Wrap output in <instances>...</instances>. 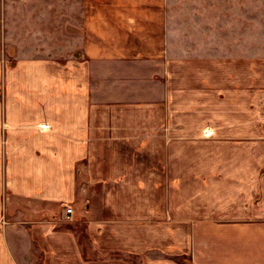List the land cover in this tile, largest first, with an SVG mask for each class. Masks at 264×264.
Segmentation results:
<instances>
[{
    "label": "crops",
    "instance_id": "1",
    "mask_svg": "<svg viewBox=\"0 0 264 264\" xmlns=\"http://www.w3.org/2000/svg\"><path fill=\"white\" fill-rule=\"evenodd\" d=\"M65 10L62 53L58 0H0V264H264V54L219 73L166 0Z\"/></svg>",
    "mask_w": 264,
    "mask_h": 264
},
{
    "label": "rangeland",
    "instance_id": "2",
    "mask_svg": "<svg viewBox=\"0 0 264 264\" xmlns=\"http://www.w3.org/2000/svg\"><path fill=\"white\" fill-rule=\"evenodd\" d=\"M65 1L58 0L57 50L62 53L69 49L65 39ZM166 8L170 25L182 22L180 14L186 23H194L188 33L202 54L215 47L219 73L224 72L227 51L239 44L243 34L249 40L251 58L264 54V0H166ZM256 60L252 65L257 71ZM251 81L257 82L256 76ZM209 128L203 127L201 135Z\"/></svg>",
    "mask_w": 264,
    "mask_h": 264
},
{
    "label": "built area",
    "instance_id": "3",
    "mask_svg": "<svg viewBox=\"0 0 264 264\" xmlns=\"http://www.w3.org/2000/svg\"><path fill=\"white\" fill-rule=\"evenodd\" d=\"M208 134H209V132H207ZM72 214V210H71V208H67L66 209V215L67 216H70Z\"/></svg>",
    "mask_w": 264,
    "mask_h": 264
}]
</instances>
